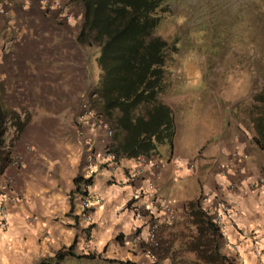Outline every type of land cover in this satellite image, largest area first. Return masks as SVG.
Segmentation results:
<instances>
[{
	"label": "crops",
	"instance_id": "crops-1",
	"mask_svg": "<svg viewBox=\"0 0 264 264\" xmlns=\"http://www.w3.org/2000/svg\"><path fill=\"white\" fill-rule=\"evenodd\" d=\"M16 9L13 12L21 23L20 40L0 58V82L4 86L5 105L18 111L26 110L30 118L10 149L11 155L19 158L20 168L8 164L0 174V184L7 183L23 194L17 203L6 204L7 227L0 229V264H36L40 258L68 246L74 238V252H83L80 241L84 226L78 217L79 223H74L78 195L72 192V178L82 173L86 140L92 138L95 150L102 155L111 137L101 129L92 132L85 127L82 135L76 134L74 129L80 102L87 98L93 85L88 79L91 52L76 42L78 28L69 30L55 24V14L43 16L42 12L28 6ZM218 129L214 141L197 148L196 168L194 163L192 169L185 167V162L192 163L190 155L178 154L175 120L172 150L165 160L150 158L156 165L141 163L144 157L118 158L109 166L97 161L99 171L97 175L93 173L90 187L101 200L89 208L88 230L95 254L102 252L101 259L153 263L145 251L132 242L133 236L144 235L143 224L133 219L126 207L141 181L138 179L125 186L117 182L134 167L145 169L160 188V194L174 207L175 218L183 215V202L200 193L202 205L215 211L211 195L217 193L227 196L233 208L224 226V237L234 241L240 232L251 231L264 241V185L261 182L264 155L248 138L247 143L239 138L233 123L220 120ZM234 152L240 153V158L232 157ZM173 158H180L181 163L175 166ZM226 162H230L231 168H239L240 173L234 175L227 170L226 175H218L217 166ZM196 169L204 175L202 181L198 180L197 193L189 188L182 192L180 185L185 189ZM230 182L235 183L232 189L228 187ZM222 240L219 241L220 251L232 264H264V251L259 257L254 255L248 238L242 239L237 252L233 253ZM101 259L94 255L90 260L68 258L62 263L118 264Z\"/></svg>",
	"mask_w": 264,
	"mask_h": 264
},
{
	"label": "trees",
	"instance_id": "trees-1",
	"mask_svg": "<svg viewBox=\"0 0 264 264\" xmlns=\"http://www.w3.org/2000/svg\"><path fill=\"white\" fill-rule=\"evenodd\" d=\"M79 1L81 23L75 40L88 49L95 45L94 49H98L95 60L102 71L99 83L87 92V102L96 114L105 118L112 132L111 143L104 149L118 157L152 158L158 154L157 147L166 143L170 153L174 135L173 113L161 96L170 85L169 74L175 54L180 52L182 37L177 32L164 37L159 30L168 21L175 22L173 7L180 0ZM189 10V6H184L182 10V18L186 21L190 15ZM219 27L218 35L222 38L228 30L223 31V26ZM209 31L197 26L189 29L188 34L196 37L197 44L205 48L211 40ZM245 35L242 34V41L252 43L253 38ZM246 37H249L248 40ZM212 41L214 44V39ZM176 42L180 47L176 46ZM245 44H239L242 48L238 46L242 53L246 52L243 49ZM260 51L264 57V45ZM257 67L263 78L262 84L258 90L250 93L244 113L250 132L247 137L249 143L264 155V67ZM3 98L4 86L0 82V174L11 161L10 148L13 141L30 118L26 110L18 111L6 106ZM7 129L12 132L6 147ZM82 180L80 175L72 178V192L83 193L80 190ZM85 181L91 183V178ZM182 211L181 222L174 231H167L162 238L158 230L157 246L152 249L157 259H167L170 264H232L230 258L220 251V233L211 220L212 212L202 205L200 194L185 200ZM74 223H79L76 215ZM88 230L89 226L81 227L84 234H89ZM75 243L76 238L68 246L54 251L51 256L40 258L36 264H60L68 258H94L93 253H75ZM181 252L191 256L180 258ZM101 260L107 263L136 264L129 260Z\"/></svg>",
	"mask_w": 264,
	"mask_h": 264
},
{
	"label": "rangeland",
	"instance_id": "rangeland-1",
	"mask_svg": "<svg viewBox=\"0 0 264 264\" xmlns=\"http://www.w3.org/2000/svg\"><path fill=\"white\" fill-rule=\"evenodd\" d=\"M27 6L42 12L43 16L55 14L54 23L69 30L79 28L81 23L79 0H0V7L9 8L14 14L13 10H17L16 8L24 9ZM184 6H189L190 9L187 21L182 18ZM173 10L175 22L168 21L169 23L159 31L164 37L171 36L175 32L179 33L182 37L180 38L182 45L180 47V44L175 43L180 47V52L178 55L175 54L169 74L171 82L166 90L168 92L165 91L161 99L168 103L173 113V120L176 122L178 154L190 155L192 164L194 163L196 168V164L199 163L197 148L217 138L220 120L224 123H233L239 138L247 143L250 132L244 110L248 106L250 93L260 88L263 79L257 66L264 67V57L260 51V47L264 45V0H180V3L174 5ZM65 14H68V19L63 18ZM14 18L21 34V23L17 15H14ZM246 25L248 28L245 29ZM197 26L210 30L211 40H207L205 48L197 44L196 37L188 34L189 29ZM219 26H223L221 27L223 31L228 30L227 35L222 38L218 35ZM7 32L5 20L0 17L1 48L8 38ZM245 33L253 38L252 43L242 41L244 37L242 34ZM20 34L7 49H0V58L20 40ZM249 37H246L247 40ZM240 43H246L243 47L246 52L242 53L241 49H238ZM94 47L95 45L88 49L91 52L88 59V79L92 86L99 83L102 74L95 60L98 49ZM6 131L11 135V130ZM157 150L158 154L155 157L165 160L169 154L168 144H160ZM98 171L96 168V175ZM203 179L201 170L196 169L191 181L187 183L189 187L183 189L184 185L178 184L182 192H186L189 188V191L193 190L197 193L198 180ZM211 186L213 188L212 184ZM200 196L203 197L201 193ZM181 218L182 216L176 217L172 223L160 226L158 234L164 238L167 231H174ZM156 238H158L157 233ZM220 239L222 240L221 236L218 242L221 241ZM89 253L101 259L99 254L102 255V252L95 254L93 249ZM179 256L187 258L191 255L181 252ZM156 263L170 264L167 259L158 260L155 257L152 264Z\"/></svg>",
	"mask_w": 264,
	"mask_h": 264
},
{
	"label": "built area",
	"instance_id": "built-area-1",
	"mask_svg": "<svg viewBox=\"0 0 264 264\" xmlns=\"http://www.w3.org/2000/svg\"><path fill=\"white\" fill-rule=\"evenodd\" d=\"M0 17L4 18L7 27L8 38L5 43L0 46V49L4 50L19 36V30L17 29V23L14 18V14L9 8L0 7ZM63 18L68 19V14H65ZM7 51V50H6ZM74 129L76 134L82 135L85 132V127L89 128L90 131H96L101 129L107 136H111L112 132L107 124V122L102 118V116L96 114V112L89 106L86 101H81L78 111L76 112L74 118ZM11 130V129H7ZM92 131V132H93ZM5 144L7 147L9 135L7 131L5 133ZM86 154L85 161L82 168V182L81 191L83 193H77V207L75 215L83 223L84 227L89 225V208L93 203H97L101 200L99 194L92 190L90 183L85 180L91 178L98 163H106L107 166L112 164L118 159L114 153L104 150L102 155H100L95 150V145L92 138H88L85 142ZM11 151V150H10ZM232 157L240 158V153L234 152ZM11 161L9 164L13 165L15 168H20L19 158L11 155ZM175 166L181 163L180 158H173L172 160ZM146 165L154 166L156 165L150 158H144L143 162ZM192 163L190 161L185 162V167L192 169ZM231 170L234 175L240 173V169L232 167L230 162L223 163L217 166V174L220 176L226 175V171ZM140 179V183L136 190V194L132 200H128L126 207L131 213V217L135 220L142 222L144 235L141 237L135 235L132 237V242L137 243L141 250L145 251L146 256L150 261L155 260V255L152 253V249L157 246L156 232L159 226L170 224L175 219V210L169 200L160 194V188L154 184L151 177L145 172L143 167H134L124 173L119 179L118 183L122 186L133 184L136 180ZM235 182V181H234ZM234 182L229 183V189H232L235 185ZM262 185H264V179L261 180ZM23 194L12 189L7 183L0 184V229H6L7 227V209L6 204H15L21 198ZM212 199L215 201V211L211 213V220L213 224L217 227L221 238L224 237V226L228 221L230 215L232 214L233 208L231 202L227 196L212 194ZM249 239L250 250L256 256H260L264 251V241H260L256 234L251 231H242L239 233V238L234 241H229L227 238L223 239V244L229 252H237V248L241 243L242 239ZM81 249L84 253H89L93 250V243L90 234H84L80 241Z\"/></svg>",
	"mask_w": 264,
	"mask_h": 264
},
{
	"label": "clouds",
	"instance_id": "clouds-1",
	"mask_svg": "<svg viewBox=\"0 0 264 264\" xmlns=\"http://www.w3.org/2000/svg\"><path fill=\"white\" fill-rule=\"evenodd\" d=\"M14 14V13H13ZM15 15V14H14ZM82 101H86L87 102V98L86 99H84V100H82ZM88 103V102H87ZM111 137V136H110ZM11 149V148H10ZM105 150V149H104ZM118 158H120V157H118ZM89 226V225H88ZM160 227V226H159ZM158 230V229H157ZM157 233V232H156ZM156 257V256H155Z\"/></svg>",
	"mask_w": 264,
	"mask_h": 264
}]
</instances>
